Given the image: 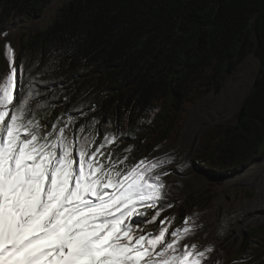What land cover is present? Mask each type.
Returning a JSON list of instances; mask_svg holds the SVG:
<instances>
[{"label": "trees", "instance_id": "16d2710c", "mask_svg": "<svg viewBox=\"0 0 264 264\" xmlns=\"http://www.w3.org/2000/svg\"><path fill=\"white\" fill-rule=\"evenodd\" d=\"M53 1L0 0V79L4 32ZM252 54L260 65L236 120L206 128L197 148L230 173L264 156V0H67L43 27L22 33L17 90L34 77L45 105L37 115L53 123L71 115L77 128L96 119L101 134L110 122L145 154L169 142L193 104ZM236 256L264 264V227L245 232Z\"/></svg>", "mask_w": 264, "mask_h": 264}, {"label": "snow or ice", "instance_id": "6c2138e0", "mask_svg": "<svg viewBox=\"0 0 264 264\" xmlns=\"http://www.w3.org/2000/svg\"><path fill=\"white\" fill-rule=\"evenodd\" d=\"M4 55L9 68L0 79V264H213L215 245L189 242L202 227L199 214L181 227H170L174 217H165L155 233L138 226L156 222L172 206L163 177L175 157L130 164L133 146L123 157L115 154L128 133L110 131V122L101 134L96 119L77 128L71 115L54 123L48 113L37 115L45 105L37 102L35 78L29 76L18 91L10 42Z\"/></svg>", "mask_w": 264, "mask_h": 264}, {"label": "rangeland", "instance_id": "374dc122", "mask_svg": "<svg viewBox=\"0 0 264 264\" xmlns=\"http://www.w3.org/2000/svg\"><path fill=\"white\" fill-rule=\"evenodd\" d=\"M65 1L67 0H64L60 5L65 3ZM51 4L49 5V7L51 6ZM49 7L47 8V10L42 16L33 18L29 22H23V23H19V24L12 26L7 31V33L9 34L6 37L3 36L4 44H6L7 42L10 41V36H12L10 34L11 30L16 31L13 33V35L17 34V37L15 38V43H14L15 55H16V59H15L16 65L18 61V54L20 51V42H21L22 33L38 30L41 27H43L48 21H50L55 15V13L57 12V10L59 9V7L54 12L48 15L47 12H48ZM259 65H260L259 58L256 57L254 54L249 55L241 63H239L235 72H233L226 80H224L223 86H221L218 92L216 93L211 92L207 94L206 96H204L203 98H201L200 100H198L195 104H193V106L187 113V116L184 122L182 123L181 127L178 129L174 137L169 142H167L166 144L158 145L159 147L156 146V148L152 149L151 151L145 154H141L143 152H141V150H139L137 147L133 146V151L131 153V157L128 163L130 164L138 163L140 159L145 158V157H148L151 159L157 156H160V157L165 156L163 154H155V153L159 149L169 146L176 140L177 141L184 140L185 136L187 135V132L191 129V125L187 124L189 120L190 119L195 120L197 119L196 118L197 116L201 118V115L204 114L207 109H211L209 107L211 104H207V105L204 104L200 109L198 108L199 110L196 112V116H193V117H191L192 111L199 105V103L204 98H210V99L217 98L222 92L224 86H227L230 81H233L232 88H234L236 91L242 90V88H246L247 89L246 94H245L246 96L249 90L251 89V87H253V84L255 83V78L258 73ZM8 68H9V63L7 61L4 76L7 73ZM18 73H19V68H18ZM252 75H253V79H252L253 83L249 86V82H250ZM244 98H243V101H244ZM241 105L234 113L227 115V116L221 115L215 121H210L209 124H206L201 129L199 136H198L196 148L194 152L190 154V158H189L190 161H187L184 158L185 146L184 145L176 146L175 153H176L177 161L174 160L172 165L165 166L168 172V175L164 176L163 179L165 180L166 184L169 185L173 182V180L175 179L177 175H182L184 177L186 176V178H184L182 181L181 179H179L176 182L175 191L177 195L172 194V196H168V200L171 202L172 206L170 208H166L165 211L162 213L161 217L156 222L148 223L146 225H143V224L138 225L139 227H144L146 233L157 232L160 227V220L164 219L165 217H174L172 224L169 225L170 227H181L185 218L188 216H193L194 214H199L197 223L200 224L201 222H204L203 226L206 224V230H209L210 228L207 227V224L209 223V220L212 218V214L210 213V211L212 210V208H214L215 204L217 203H221L222 208L228 207L230 210H234L235 204L244 202L247 199H253L255 200L254 205L256 204L260 206L259 199L256 197L258 190H256L254 187H251V185L249 184L227 185L225 184V181L228 178L232 177V175L234 176L235 174L237 175L241 174L247 168L251 166L253 167L259 160L264 159V156L261 159L251 162L246 167L238 171L237 170L232 171L230 173H226V172L223 173L221 170H217L214 166L212 165L210 166L209 162H207L206 164L205 163L206 161L204 162L200 157H197V148L199 147L201 136L204 130L210 126L216 125L221 122L236 120L240 112ZM218 109L219 111L222 110L221 107H219ZM216 112H217V108L214 111L213 116L217 114ZM129 143H130L129 141L126 142L124 138H121L119 145L115 147V154H117V151L120 149L124 150L122 149V147L124 146H125L124 147L125 149L128 148L130 146ZM122 152H123V155L126 154L124 151ZM137 155L139 156L136 157ZM121 157L123 156L121 155ZM184 171L186 172L188 171V173H185ZM190 171L192 172L191 174H190ZM183 190H187V193H183L184 192ZM169 191H171V189H169ZM180 191H183V192H180ZM204 194L214 195V197L212 198L211 202L208 205L207 203L200 204L198 200V197ZM263 203H264V199L262 198L261 204L263 205ZM250 206H251V203H250ZM247 207H249V205H246V207H241L236 211L240 213L241 211H244L243 209ZM261 213H263L264 215V209L262 210ZM146 215L147 217H151L153 215V212L149 210ZM141 219H142L141 217L134 218L135 221H140ZM233 219H234L233 214L229 215V213H223L222 220L220 219L218 221L219 222L218 225L216 226V228L218 227V231L214 233L212 232L213 240L217 241L220 244H223L229 237L227 233L228 232H230L231 234L234 233L233 230H230L231 226L230 228L227 226L228 221L230 220V222H232ZM261 227H264V216L259 222L245 226L243 230L238 234L239 245L229 251L224 250V249L222 250V253L227 256L226 260H224L222 264H243L242 261L238 260L236 256L240 248L243 246V236L245 232H247V230L252 229V228H261ZM199 230H201V228L197 230L193 239L189 241L190 243H198V244L203 243V238L201 237L200 235L201 233H199ZM224 231L226 232L222 236Z\"/></svg>", "mask_w": 264, "mask_h": 264}, {"label": "bare ground", "instance_id": "6f19581e", "mask_svg": "<svg viewBox=\"0 0 264 264\" xmlns=\"http://www.w3.org/2000/svg\"><path fill=\"white\" fill-rule=\"evenodd\" d=\"M63 1L64 0H54L51 6L49 7L47 14L49 15L52 12H54L58 7H60L59 5ZM14 32L16 31L11 30L10 34L12 36H10V41H9L12 44L13 48H14L15 38L17 37V34L13 35ZM14 51H15V48H14ZM252 79H253V75L250 79L249 86L253 83ZM232 82L233 81H230L227 86H224L222 92L217 98H213V99L204 98L199 103V105L192 111L191 117L196 116V112L204 104L206 105L211 104L209 106L211 109H207L205 113L202 114L203 116L201 115V118L197 116L196 117L197 119L189 120L187 124L191 125V129L187 132V135L185 136L184 140L182 141L176 140L169 146L159 149L155 154H163V155L170 154L171 156L175 157V161H177L175 148L178 145L180 146L184 145L185 146L184 158L187 161H190L189 159L190 154H192L196 148L198 136H199L201 129L206 124H209L210 121H215L221 115H225V116L230 115L234 113L240 107L247 89L242 88V90L236 91L234 88H232L233 87ZM216 104L218 105V107ZM219 107H221L222 110L219 111L218 109ZM216 108H217V112H216L217 114L213 116ZM184 172L188 173V171L187 172L184 171ZM191 173L192 172L190 171V174ZM184 178H186V176L184 177L182 175H177L175 179L173 180V182L168 185L169 196H172V194L177 195L175 191L176 182L179 179H181L182 181ZM225 184L227 185H236V184L251 185V187H254L256 190H258L256 197L259 199L260 206L256 204L254 205L255 200L253 199H247L244 202L235 204L234 210H230L228 207L222 208L221 203L215 204L214 208H212V210L210 211V213L212 214V218L209 220V223L207 224V227L210 229L206 230V224L203 226L204 222H201L200 225H202V227H201V230H199V233H201L200 235L203 238V243L200 245H207V244L215 245V251L213 253V264H216V261H219V264H222L223 261L226 260L227 258V256L222 253V250L224 249V250L229 251L233 249L234 247H237L239 245L238 234L243 230V228L249 224L251 225V224L259 222L264 216L263 213H261L262 210L264 209L263 208L264 203L263 205L261 204V199L262 198L264 199V190H263L264 189V159L259 160L253 167L251 166L247 168L241 174H238V175L235 174L234 176L232 175V177L228 178L225 181ZM169 189H171V191H169ZM183 191H180V192L187 193V190H183ZM250 203H251V206H250ZM246 205H249V207L243 209L244 211H241L240 213L236 211L241 207H246ZM223 213H229V215L230 214L234 215V219L232 220V222H230L229 220L227 224L229 228L231 226L230 230H233L234 233L231 234L230 232H228L227 235H229V237L223 244H220L217 241L213 240L212 232L214 233L218 231V227L216 228V226L219 223L218 221L220 219L222 220ZM226 231L223 232L222 236L224 235Z\"/></svg>", "mask_w": 264, "mask_h": 264}]
</instances>
